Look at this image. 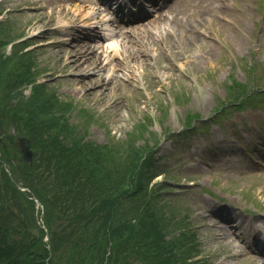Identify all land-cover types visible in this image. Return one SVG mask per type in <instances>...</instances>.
<instances>
[{"label": "rangeland", "instance_id": "obj_1", "mask_svg": "<svg viewBox=\"0 0 264 264\" xmlns=\"http://www.w3.org/2000/svg\"><path fill=\"white\" fill-rule=\"evenodd\" d=\"M55 2L0 0V38L28 40L25 50L33 52L26 55L28 62L24 63L30 76L42 83L45 91L54 92L57 100L71 103L74 111L68 118L64 115L68 123L84 129L86 116L92 118L87 140L112 145V140L117 142L129 134L135 138L137 148L144 147L146 140L148 144L159 141L152 170L170 172L180 180L168 183L165 193L156 194L154 200L155 206H164L165 200L170 205L163 207L169 224L167 244L180 245L190 239L188 257H193L192 264H250L252 257H247V250L237 252L233 237L217 238L219 231L210 225L215 221L212 215L220 213H224L225 223L236 219L232 212L251 217L255 224L264 219V154L258 152L264 145V132L257 125L262 121L264 128V105L233 111L232 119L223 117L202 133L181 138L173 135H184L187 129L183 127L189 122L194 125L195 118L207 119L220 112L225 101L238 98V83L247 84L248 93L264 86V0H177L165 23L161 20L156 24V29L169 34L161 38V33L156 35L154 29V35L140 40L151 47L140 53L145 61L143 67L138 66L129 79L127 71L116 62L118 81L115 73L106 80V72L94 70L99 73L95 84L87 82L91 76L75 74L79 72L72 71L67 64L69 47L60 42V33L70 29L58 27L65 22L75 25L79 15L75 10L72 12L76 17L66 16L61 10L57 13L61 7L58 0ZM55 6L58 9L54 10ZM66 6L75 8L71 3ZM3 28L8 31L5 35L1 34ZM83 36L76 31L68 38L83 41ZM130 45L131 50L139 48ZM0 54L11 58L10 45H2ZM104 82L109 86L103 95L99 88ZM109 87L113 91L109 92ZM21 89L26 96L32 93L30 84ZM78 110L85 112L78 115ZM235 118L238 125L233 124ZM140 125L150 132L137 135ZM83 140L87 141L85 136ZM0 152L6 155L1 146ZM8 157L22 165L14 155ZM163 176L159 173L156 179ZM130 207L129 204L124 209L126 213ZM24 209L27 217L34 212L27 201ZM34 213L39 220L41 210L37 206ZM183 223L190 229L188 239L172 236L174 228ZM38 224L42 225L40 221ZM95 226L88 231L81 226L80 232L87 240L55 254L54 264H163L160 256L148 255L134 240L108 244V233L95 232ZM238 226L251 231L249 226ZM121 247L125 250L122 254V250L118 253Z\"/></svg>", "mask_w": 264, "mask_h": 264}, {"label": "trees", "instance_id": "obj_2", "mask_svg": "<svg viewBox=\"0 0 264 264\" xmlns=\"http://www.w3.org/2000/svg\"><path fill=\"white\" fill-rule=\"evenodd\" d=\"M2 33L7 34L4 30ZM13 48L11 58L0 54V136L9 146L4 151L6 155L0 158V264H54L55 254L87 240L80 232L81 226L88 231L95 224V232L108 233V244L134 240L148 255L160 256L163 264L187 259L191 252L190 239L177 232L172 236L183 235L188 241L176 243V248L167 244L169 224L163 208L166 202L164 206L154 205L156 194L163 188L152 183L156 177L151 170L153 149L158 140L153 144L146 140L144 147L139 148L129 134L112 145L83 140L92 118H85L84 129L71 125L64 120V115L68 118L73 111L71 103L57 100L54 92L45 91L40 84H34L31 95L25 96L21 86L34 81L30 78L25 52L17 46ZM84 112L80 110V115ZM139 128L137 135L150 132L141 125ZM13 130L31 139L35 150L32 167L15 155L18 142ZM9 154L22 165H16ZM4 161L9 163L15 181L27 191L15 185ZM32 197L44 205L48 242L35 216L36 203ZM24 201L34 211L28 217ZM129 204L130 217L124 210Z\"/></svg>", "mask_w": 264, "mask_h": 264}, {"label": "bare ground", "instance_id": "obj_3", "mask_svg": "<svg viewBox=\"0 0 264 264\" xmlns=\"http://www.w3.org/2000/svg\"><path fill=\"white\" fill-rule=\"evenodd\" d=\"M53 4L56 3L55 0H50ZM76 0H58L59 4L58 7L60 6L61 9L57 11L60 12V10L65 14L66 16L73 15L76 17V14H74L72 11L75 10L77 11L79 17L75 18V25L68 27L70 28V31L66 32H61V41H64L62 44L65 46L69 47V54H68V65L72 66L71 70L76 71L79 73L75 74H81V75H88L91 76L87 78V82L90 84H95L99 81L98 79V74L94 70L97 71H104L106 74H108V77H105L106 80H109L111 74H116L115 79L118 81L120 78V75H117V64H119L120 68H123V70L127 71V77L131 79V75H135V70L138 66L143 67L144 60L142 58L141 52L146 53L147 50L145 49H151L149 47L150 44H142L141 41L139 40L140 38L144 39L146 36L147 38H150L148 34L154 35V29H156V23L155 24H150L148 25L149 28L143 24L144 30L141 32H138L136 29L128 30V31H119L116 35H119L120 40L115 41V42H109L107 44H101L97 45L95 49V46L93 45H87L86 43H83V41H78L70 38L69 36L73 35L74 32L78 31L79 29L84 30V29H89L91 31H96L98 28V24L100 22H104V19L102 15L96 13V9L93 6L92 2L88 0H82L84 4H75L72 3ZM68 3H71L72 5L75 6V8L70 7L68 8L66 5ZM53 9H58L56 6L53 7ZM72 16V17H73ZM161 16V15H160ZM159 16V19L161 20V17ZM159 19H156V21H160ZM152 21H150L151 23ZM141 27V26H140ZM130 33H133L131 35ZM161 33V38H165L167 34H169V31L167 30H162L161 32L159 29H156V35ZM165 33V34H164ZM129 38H132V40H129ZM139 38V39H137ZM135 39V41L133 40ZM139 44H138V42ZM74 42V44H73ZM128 42L131 44L130 46H139V48L136 50H131L130 47H128ZM58 43V42H56ZM133 48V47H131ZM126 51L128 54H125ZM154 50V49H153ZM151 52V51H150ZM123 56V58H121ZM120 60V61H119ZM111 65V66H110ZM136 66V67H135ZM108 70V71H107ZM110 83V82H109ZM121 84L122 82H118ZM112 83H110L111 85ZM108 85V82H104V85L99 87L100 90H102V94L104 95L103 90L106 88ZM113 91V87H109V92ZM247 222V220H244ZM261 229V227H259ZM217 230L219 231L217 238H227L230 236L228 235V231L224 229L223 227H218ZM238 252H243L242 250L244 247L241 244H237L236 246ZM229 253L233 254L232 251H229ZM250 264H264V259L260 257H253L251 259Z\"/></svg>", "mask_w": 264, "mask_h": 264}, {"label": "water", "instance_id": "obj_4", "mask_svg": "<svg viewBox=\"0 0 264 264\" xmlns=\"http://www.w3.org/2000/svg\"><path fill=\"white\" fill-rule=\"evenodd\" d=\"M20 144H21V155L22 158L26 161L32 164L33 160V151L31 150L30 141L27 138H20Z\"/></svg>", "mask_w": 264, "mask_h": 264}]
</instances>
